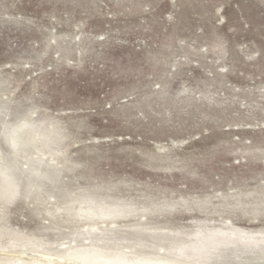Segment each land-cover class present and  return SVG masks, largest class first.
<instances>
[{
  "label": "rangeland",
  "instance_id": "obj_1",
  "mask_svg": "<svg viewBox=\"0 0 264 264\" xmlns=\"http://www.w3.org/2000/svg\"><path fill=\"white\" fill-rule=\"evenodd\" d=\"M0 107L66 137L45 157L63 191L179 207L119 225L264 230L228 210L264 189V0H0ZM20 194L0 198V231L37 235Z\"/></svg>",
  "mask_w": 264,
  "mask_h": 264
},
{
  "label": "bare ground",
  "instance_id": "obj_2",
  "mask_svg": "<svg viewBox=\"0 0 264 264\" xmlns=\"http://www.w3.org/2000/svg\"><path fill=\"white\" fill-rule=\"evenodd\" d=\"M3 113L0 107V118ZM65 138L43 123L27 119L10 123L0 119V144L5 148L4 153L0 150V198L12 200L21 189L22 199L30 200L36 215L45 217V225L37 235L0 231V264H104L118 260L131 264H262L264 253L259 242L264 241V230L233 226L228 216L223 218L222 228H206L202 223L203 228L178 234L139 221L119 225L138 211L142 217L156 215L179 208H175L176 204H149L135 209L116 199L107 202L89 193L72 195L63 191L62 170L55 169L45 157L63 159L60 147ZM52 149L54 153L50 152ZM257 194L251 206L238 200L228 210L239 212L249 221L257 220L264 216V189ZM250 195L251 192L244 193L245 197ZM45 196L55 200L52 207L42 208ZM222 199L226 201V196ZM180 202L185 211L193 207L201 213L207 210V197L194 206L185 199ZM226 204L222 203V209L227 208ZM219 212L213 206L209 213ZM63 229L67 232L63 233ZM49 234L57 239H48ZM60 240L67 243H59Z\"/></svg>",
  "mask_w": 264,
  "mask_h": 264
},
{
  "label": "snow or ice",
  "instance_id": "obj_3",
  "mask_svg": "<svg viewBox=\"0 0 264 264\" xmlns=\"http://www.w3.org/2000/svg\"><path fill=\"white\" fill-rule=\"evenodd\" d=\"M259 244L261 245V252L264 253V241H260ZM104 264H131V262L125 260L104 261ZM262 264H264V260H262Z\"/></svg>",
  "mask_w": 264,
  "mask_h": 264
}]
</instances>
